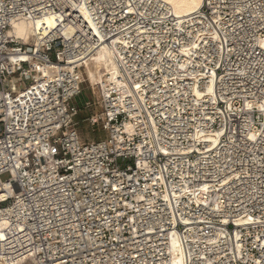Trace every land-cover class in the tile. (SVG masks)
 Instances as JSON below:
<instances>
[{
    "label": "built area",
    "instance_id": "obj_1",
    "mask_svg": "<svg viewBox=\"0 0 264 264\" xmlns=\"http://www.w3.org/2000/svg\"><path fill=\"white\" fill-rule=\"evenodd\" d=\"M104 46L117 83L81 103ZM263 240L264 0L186 18L161 0H0L1 263L264 264Z\"/></svg>",
    "mask_w": 264,
    "mask_h": 264
},
{
    "label": "bare ground",
    "instance_id": "obj_2",
    "mask_svg": "<svg viewBox=\"0 0 264 264\" xmlns=\"http://www.w3.org/2000/svg\"><path fill=\"white\" fill-rule=\"evenodd\" d=\"M170 5L173 9L174 14L178 18H186L193 14H195L198 10H200L205 2V0H161ZM86 19L88 16L85 12H83ZM46 29L50 30L54 26V19L53 17H47L45 19ZM38 28V27H37ZM36 29V28H34ZM15 33L18 36H28L31 37L35 30H31L28 28L27 25L24 23L16 25ZM93 64L95 66L94 72H92V76L87 73L88 81L91 88L96 91L97 86L103 84L104 82L109 83H117V78L119 75V70L117 67V62L113 55V52L108 47H103L101 50L98 51L97 54L93 56L90 62L87 63L86 67L89 64ZM94 76V77H93ZM211 91V89H210ZM261 105H259V108ZM7 195L5 192L2 191V198H5ZM172 243H179V241L173 237ZM263 251H264V240H263ZM175 264H182L181 257H175L174 260ZM0 264H3L0 262ZM33 264V263H27Z\"/></svg>",
    "mask_w": 264,
    "mask_h": 264
},
{
    "label": "rangeland",
    "instance_id": "obj_3",
    "mask_svg": "<svg viewBox=\"0 0 264 264\" xmlns=\"http://www.w3.org/2000/svg\"><path fill=\"white\" fill-rule=\"evenodd\" d=\"M94 70H95V66L92 63L86 67V73H89L90 75L92 74V72H94ZM83 90H84L83 95L79 98V101L81 103H84L85 101L89 100L90 97H92V95L98 96L97 88L93 94V89L91 88L89 84L87 76L85 77V81L83 83ZM81 135L83 139L86 141H92V140H96L97 138H99V135L92 133L86 125L81 126ZM8 178H9V175H3L1 177L2 181L7 180Z\"/></svg>",
    "mask_w": 264,
    "mask_h": 264
}]
</instances>
